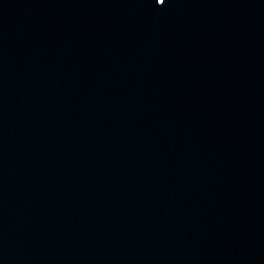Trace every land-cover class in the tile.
Listing matches in <instances>:
<instances>
[{"label": "water", "instance_id": "1", "mask_svg": "<svg viewBox=\"0 0 264 264\" xmlns=\"http://www.w3.org/2000/svg\"><path fill=\"white\" fill-rule=\"evenodd\" d=\"M0 264H264V0H0Z\"/></svg>", "mask_w": 264, "mask_h": 264}, {"label": "snow or ice", "instance_id": "2", "mask_svg": "<svg viewBox=\"0 0 264 264\" xmlns=\"http://www.w3.org/2000/svg\"><path fill=\"white\" fill-rule=\"evenodd\" d=\"M164 2H165V0H164Z\"/></svg>", "mask_w": 264, "mask_h": 264}]
</instances>
